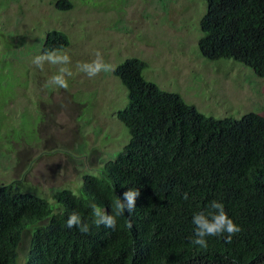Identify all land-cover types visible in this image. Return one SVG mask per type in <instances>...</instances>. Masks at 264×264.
Returning a JSON list of instances; mask_svg holds the SVG:
<instances>
[{
	"label": "trees",
	"instance_id": "16d2710c",
	"mask_svg": "<svg viewBox=\"0 0 264 264\" xmlns=\"http://www.w3.org/2000/svg\"><path fill=\"white\" fill-rule=\"evenodd\" d=\"M51 2L62 12L74 7L71 0ZM205 2L203 56L239 62L264 78V0ZM70 44L66 33L52 31L40 54ZM147 67L134 57L116 68L129 99L117 119L130 141L101 176L83 177L80 195L57 192L54 209L16 182L0 186V264H19L27 237L23 264H264V116L208 118L147 81ZM78 164L83 172L84 162ZM131 188L140 191L136 209L116 218L115 231L92 224L93 205L111 214L112 203ZM212 200L224 204L241 231L231 242L208 237L205 249L191 243L192 217ZM74 211L90 234L67 228Z\"/></svg>",
	"mask_w": 264,
	"mask_h": 264
},
{
	"label": "rangeland",
	"instance_id": "374dc122",
	"mask_svg": "<svg viewBox=\"0 0 264 264\" xmlns=\"http://www.w3.org/2000/svg\"><path fill=\"white\" fill-rule=\"evenodd\" d=\"M71 1L73 9L62 12L51 0H0V186L16 182L56 209L57 192L80 195L85 175L101 176L130 141L117 119L128 107V91L115 75L130 58L148 64L147 81L181 95L208 118L264 116V78L239 62L210 61L201 53L205 0ZM52 31L70 39L63 51L72 61L67 90L44 86L57 66L41 70L32 63ZM96 51L114 71L89 78L76 65Z\"/></svg>",
	"mask_w": 264,
	"mask_h": 264
},
{
	"label": "clouds",
	"instance_id": "9594fccd",
	"mask_svg": "<svg viewBox=\"0 0 264 264\" xmlns=\"http://www.w3.org/2000/svg\"><path fill=\"white\" fill-rule=\"evenodd\" d=\"M71 62L70 55L61 49L45 51L43 54L36 55L32 60V63L41 70L44 69L45 64L57 66L56 74L52 75L44 86L65 90L69 87L68 78L73 76V71L69 67ZM76 67L79 72L85 73L89 78L114 71L113 65L105 62L99 51L95 52V58L90 62L78 63ZM139 196V189L131 188L124 192L122 197H118L112 203L111 214L93 205L90 211L92 224L96 227L103 226L115 231L117 228L116 218L124 215L125 212L133 213ZM183 199L186 201L189 199L187 192L183 194ZM192 224L194 225V232L191 243L205 249L208 247V237L226 235L227 242H231L233 236L241 231V227L228 216L224 204L219 200L209 201L206 211L195 213L192 217ZM66 226L69 229L76 228L81 234H90L89 223L84 221L80 214L75 211L69 215ZM129 227H131L130 223Z\"/></svg>",
	"mask_w": 264,
	"mask_h": 264
}]
</instances>
